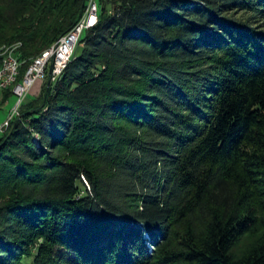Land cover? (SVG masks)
<instances>
[{
	"label": "trees",
	"instance_id": "16d2710c",
	"mask_svg": "<svg viewBox=\"0 0 264 264\" xmlns=\"http://www.w3.org/2000/svg\"><path fill=\"white\" fill-rule=\"evenodd\" d=\"M89 1L0 0L18 80ZM97 4L0 131V264H264V0Z\"/></svg>",
	"mask_w": 264,
	"mask_h": 264
},
{
	"label": "built area",
	"instance_id": "2783aa9c",
	"mask_svg": "<svg viewBox=\"0 0 264 264\" xmlns=\"http://www.w3.org/2000/svg\"><path fill=\"white\" fill-rule=\"evenodd\" d=\"M97 21L98 4L96 0H90L80 21L55 44L34 58L21 80H18L21 66V61L16 55L18 45L0 47V91L11 87L17 98L12 113L0 124V131L6 129L13 117L18 114L20 104L35 81L46 77L48 67L51 68L52 79L55 80L62 74L68 62L73 58L82 33L93 27Z\"/></svg>",
	"mask_w": 264,
	"mask_h": 264
},
{
	"label": "rangeland",
	"instance_id": "374dc122",
	"mask_svg": "<svg viewBox=\"0 0 264 264\" xmlns=\"http://www.w3.org/2000/svg\"><path fill=\"white\" fill-rule=\"evenodd\" d=\"M42 87H43L42 79L41 78L37 79L35 83L31 86L30 90L27 92L26 97L38 95L41 92ZM16 100H17L16 96H11L8 99L4 100L2 99V95L0 93V124L8 119L16 104ZM255 239H256V235H254L253 233L245 235L240 240V242L234 247L233 254L235 256H239L245 249H247L255 241Z\"/></svg>",
	"mask_w": 264,
	"mask_h": 264
},
{
	"label": "water",
	"instance_id": "95a60500",
	"mask_svg": "<svg viewBox=\"0 0 264 264\" xmlns=\"http://www.w3.org/2000/svg\"><path fill=\"white\" fill-rule=\"evenodd\" d=\"M47 75H48V77H49V79H48V80H49V83H50L51 81H55V80H56V79H55V80L52 79L51 68H49V71H48ZM47 75H46V76H47ZM45 78H46V77H45ZM45 78H44V79H45ZM44 79H42V81H43ZM29 90H30V89H29ZM29 90H28V91H29ZM26 95H27V93H26ZM26 95H25V96H26Z\"/></svg>",
	"mask_w": 264,
	"mask_h": 264
},
{
	"label": "crops",
	"instance_id": "0c3cea01",
	"mask_svg": "<svg viewBox=\"0 0 264 264\" xmlns=\"http://www.w3.org/2000/svg\"><path fill=\"white\" fill-rule=\"evenodd\" d=\"M1 92V91H0Z\"/></svg>",
	"mask_w": 264,
	"mask_h": 264
}]
</instances>
